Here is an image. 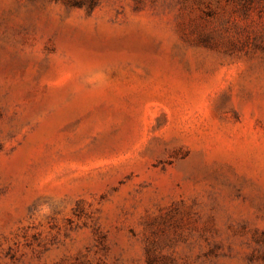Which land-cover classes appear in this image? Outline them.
I'll list each match as a JSON object with an SVG mask.
<instances>
[{"label":"rangeland","instance_id":"1","mask_svg":"<svg viewBox=\"0 0 264 264\" xmlns=\"http://www.w3.org/2000/svg\"><path fill=\"white\" fill-rule=\"evenodd\" d=\"M0 264H264V0H0Z\"/></svg>","mask_w":264,"mask_h":264},{"label":"clouds","instance_id":"2","mask_svg":"<svg viewBox=\"0 0 264 264\" xmlns=\"http://www.w3.org/2000/svg\"><path fill=\"white\" fill-rule=\"evenodd\" d=\"M44 210H45L46 212L49 211V209H47V208H45Z\"/></svg>","mask_w":264,"mask_h":264}]
</instances>
